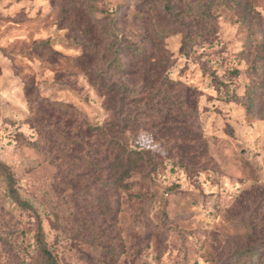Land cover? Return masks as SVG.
<instances>
[{"label": "rangeland", "instance_id": "rangeland-1", "mask_svg": "<svg viewBox=\"0 0 264 264\" xmlns=\"http://www.w3.org/2000/svg\"><path fill=\"white\" fill-rule=\"evenodd\" d=\"M139 1L0 0V161L30 204L0 171V264H52L38 222L53 264H264L247 251L264 244V0H171L174 15L156 1L143 17ZM147 68L193 90L183 133L155 88L139 94ZM124 119L135 164L98 170L96 128Z\"/></svg>", "mask_w": 264, "mask_h": 264}, {"label": "trees", "instance_id": "trees-1", "mask_svg": "<svg viewBox=\"0 0 264 264\" xmlns=\"http://www.w3.org/2000/svg\"><path fill=\"white\" fill-rule=\"evenodd\" d=\"M160 1L162 9L166 12L167 15H174L173 5L171 0H140L139 4L137 5V13H139L143 7V4L151 6L154 2ZM139 11V12H138ZM139 15L143 17L144 13H139ZM179 21V20H178ZM111 32L108 30H101L100 36L104 40H106V47L112 48L111 50V58L108 59L107 65L111 67L114 65L115 68L119 69L120 73L122 72L123 67L121 66V58H119L118 51V43L115 40V37L118 35L117 31L114 27L110 28ZM168 25H164L163 27L159 28L158 31L161 33L160 35L164 34L168 31ZM113 35V40L108 44L107 40L110 37L109 35ZM109 41V40H108ZM84 54L89 55L88 52H84ZM142 62H146V58H143ZM144 73H142L141 77V84L138 86L139 94H145L148 90L155 91L153 94L150 95V98H155L156 104L158 109L163 112V114L167 115L166 117H172L175 124L172 125V128L175 129L179 133H183L185 131L186 126L185 122L187 120L186 112L183 108L184 105L187 104L189 94L193 92V90L179 82H175L169 80L166 77L161 76L159 73L154 72V74L149 73L150 68L143 69ZM96 84L98 85V89L102 88L101 81L95 78ZM120 87L123 89L124 94H121L120 97H115V101L117 104H122L125 102L127 95L126 92L134 90V88H130L127 86L125 82H120ZM107 87V86H106ZM144 88V89H143ZM110 87H107L109 90ZM140 89V90H139ZM174 91V92H173ZM190 92V93H189ZM129 97V96H128ZM131 98V97H129ZM122 106V105H121ZM249 108V107H248ZM122 109V108H121ZM175 111H172V110ZM129 128V122L127 120H122L117 122L116 125L113 123L110 127H97L96 128V154L97 158L94 161V165L98 168V170L102 169H114V173L117 174V170L119 169L120 176H128L130 168L135 164L132 160V150H128L125 148L123 144V137L125 131ZM101 151V153H100ZM106 154V157L110 156V160L105 162L103 166H100V154ZM105 157V160H106ZM138 159V158H137ZM134 162V164H132ZM122 169V170H120ZM0 171L2 173V177L5 183V196L10 200L17 204L19 207L23 209H30V204L21 198L17 188L16 183L13 177L12 172L8 168V166L0 161ZM118 175V176H119ZM118 179V178H117ZM34 240L37 246L39 253L50 263H54L53 258L51 256L50 251L46 248V243L44 239V232L41 226V223H37L34 232ZM264 248V244L260 246H255L248 248L247 251L250 252H257Z\"/></svg>", "mask_w": 264, "mask_h": 264}]
</instances>
